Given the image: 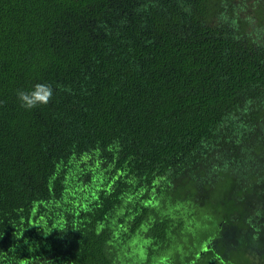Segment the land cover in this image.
Segmentation results:
<instances>
[{"label":"trees","instance_id":"obj_1","mask_svg":"<svg viewBox=\"0 0 264 264\" xmlns=\"http://www.w3.org/2000/svg\"><path fill=\"white\" fill-rule=\"evenodd\" d=\"M262 185L264 0H0V264H229Z\"/></svg>","mask_w":264,"mask_h":264},{"label":"rangeland","instance_id":"obj_2","mask_svg":"<svg viewBox=\"0 0 264 264\" xmlns=\"http://www.w3.org/2000/svg\"><path fill=\"white\" fill-rule=\"evenodd\" d=\"M260 187L258 195L243 194V211L230 213L211 243L229 264H240L242 258L264 264V186Z\"/></svg>","mask_w":264,"mask_h":264},{"label":"clouds","instance_id":"obj_3","mask_svg":"<svg viewBox=\"0 0 264 264\" xmlns=\"http://www.w3.org/2000/svg\"><path fill=\"white\" fill-rule=\"evenodd\" d=\"M54 94L53 85L47 82L35 83L27 90H18L17 96L21 106L31 110L40 105H47Z\"/></svg>","mask_w":264,"mask_h":264}]
</instances>
